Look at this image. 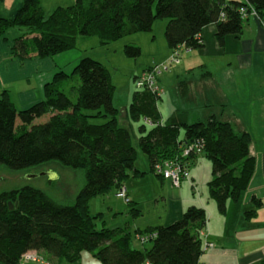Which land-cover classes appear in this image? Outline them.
Wrapping results in <instances>:
<instances>
[{"label": "trees", "instance_id": "obj_1", "mask_svg": "<svg viewBox=\"0 0 264 264\" xmlns=\"http://www.w3.org/2000/svg\"><path fill=\"white\" fill-rule=\"evenodd\" d=\"M252 14L263 17L264 0H74L51 13L45 12L41 0H23L14 17H0V36L12 28L24 31L12 47L22 62L53 59L78 48L80 38L96 36L108 44L152 32L162 19L168 45L177 55V61L168 60L172 65L180 62L185 50L203 47L201 32L207 25H216L217 39L224 45L226 36L243 33ZM125 53L138 58L142 50L127 44ZM169 64L164 66L168 69ZM155 78L159 90L138 87L128 109L130 119L139 124L136 146L130 129L119 122L111 70L93 57L82 56L70 74L58 71L45 85L44 98L26 109H19L7 90L3 93L0 165L22 171L57 162L83 173L84 184L68 204L33 186L1 192L0 264H30L22 260L30 252L44 253L53 264H82L84 252L102 264H201L202 233L208 220L205 208L192 205L179 220L140 231L143 247L134 244L135 233L108 226L104 213L91 209L94 198L123 189L122 197L132 206L134 200L125 187L130 177L154 173L164 180L158 167L168 161L181 165L182 172L189 171V164L200 154L212 162L208 184L219 211L230 218L241 208V195L256 170L250 134L238 133L231 123L215 116L188 122L181 112L164 121L159 107L164 89L158 73ZM68 81L73 84L66 92L62 86ZM187 145L194 146L189 154L184 153ZM138 147L150 165L147 171L137 166ZM183 180L182 176L180 184ZM253 202L255 208L246 211L248 218L256 216L262 203L259 198ZM230 222L231 218L228 227Z\"/></svg>", "mask_w": 264, "mask_h": 264}, {"label": "crops", "instance_id": "obj_2", "mask_svg": "<svg viewBox=\"0 0 264 264\" xmlns=\"http://www.w3.org/2000/svg\"><path fill=\"white\" fill-rule=\"evenodd\" d=\"M73 3L74 0H41L47 13ZM22 5L23 0H0V17H14ZM18 30L21 29L12 28L6 35L0 36V97L7 90L14 104L19 109H26L41 101L44 98L45 85L52 82L58 70H65L70 64H76L82 53L70 50L53 59L35 58L21 63L12 51L14 39L24 33ZM216 34L215 24L204 27L201 32L203 47L198 50H185L183 58L176 63L175 68L159 75V82L165 89L169 84L168 76L173 75L176 77L173 82L177 83V78H180L188 94L194 81L190 85L185 78L188 75L199 78L200 91L196 93V89L195 95L202 93V99L209 108L207 118L215 116L218 120L231 123L238 133L248 132L251 136L250 153L256 158V170L248 188L241 195V208L229 214V227L228 214L221 213L209 198L206 201L195 194L186 198L180 186L175 188L170 179L162 180L157 175L155 176L160 180L161 187L168 190V194L155 199L145 198L138 194L134 185L130 188L127 180L125 187L134 204L130 206L127 203L126 208L116 209L111 217H105L104 210L100 212L104 213L103 221L108 226L132 231L136 234L134 244L143 247L138 238L140 231L151 226L171 224L179 220L190 206H200L205 208L208 218L202 233L205 253L200 263L258 264L264 261V15L261 18L257 14L250 15L243 33L226 36L224 45L219 43ZM171 53L170 48V54L165 59L170 58ZM194 88H198V85ZM180 110L187 113L188 121V109ZM193 110L197 116L192 121H205L199 116L200 109ZM176 114L169 112L165 117L162 113L163 120H169ZM126 121L132 123L128 112ZM130 125L132 135L138 139L137 129L135 131L134 125ZM143 170L148 169L145 167ZM190 177L192 187H195V176L191 174ZM135 180L136 184L143 181L141 177ZM112 193L113 191L107 194L110 195L111 205ZM254 198L261 199L262 203L256 207V216L248 218L246 211L255 208ZM151 204L155 207L154 215L146 213L145 206L151 207ZM231 206L232 203H228V208ZM132 210H137L138 213L135 214ZM211 242L214 243L212 246ZM41 254L43 258L36 264H53L45 260L47 256L44 253ZM82 264L102 263L90 252H84Z\"/></svg>", "mask_w": 264, "mask_h": 264}, {"label": "rangeland", "instance_id": "obj_3", "mask_svg": "<svg viewBox=\"0 0 264 264\" xmlns=\"http://www.w3.org/2000/svg\"><path fill=\"white\" fill-rule=\"evenodd\" d=\"M165 23L166 20L159 19L155 22L152 32L135 33L108 44L100 43L96 36L80 38L78 48L71 50L81 52L82 56L93 57L109 67L112 74V80L116 86L114 92V104L120 111V125L127 127L128 129L131 127L130 124L134 125L135 131L137 129L138 136L139 124L133 122L132 120V123H127L126 121V112H128L129 106L132 102L133 93L138 88L135 76H141L147 69L153 66L158 67V65H161L158 75L162 72L167 73L169 72L167 70L176 67V63H172L171 65L168 61V59H171L174 56V52L171 53V56L169 55L170 58L165 59V57L170 54V47L165 37ZM18 31L22 32L23 30ZM154 36L155 38L153 39ZM127 44L140 46L142 54L138 58L127 56L125 53V46ZM183 55L184 54H182L179 60L183 58ZM20 62L23 63L21 60ZM76 64H70L67 67L68 69H65L64 71L67 74H70ZM165 64H169L168 69L164 66ZM66 70H69V72ZM174 78L176 77L173 75L168 76L169 84L162 92V99L159 101V107L161 108L163 115L166 117L168 116L166 114L169 112L176 114L177 112H182L180 108H187L189 113L188 122H194L192 119L197 116V114L193 109H200L199 116H201L203 120L207 121L209 108L205 105L204 99H202V93L198 94L199 96L195 95L196 89V93L200 91L199 87L201 84H198L199 78L192 77L191 75H188L187 78H185L190 85H192V81H194V85H192V89L188 94L185 91L186 86H184V84L182 85V80L177 78V83H174ZM72 84L73 82L68 81L65 82L62 87L66 92H69ZM197 85L198 88H194ZM73 98L75 99V95H73ZM182 115L187 117L186 112H182ZM131 133L133 132L131 131ZM133 142L135 146L138 144V140L134 135ZM192 148H194V146H185L184 153L189 154ZM137 149L139 150V157L137 161L139 168L142 170L145 169V167L146 169H149L150 165L145 155L141 152L139 147ZM189 167L190 168L187 166L190 175L192 174V176H195V187H192L193 183L191 177H189V179L187 178V180H183L181 185H178L180 186V190L182 189V194L186 198L195 194L196 197L201 196L205 198L206 201L209 198L210 201L218 207L216 201L210 197V188L208 184V180L211 178L212 172L211 160L206 155L203 156V154H200L197 160L192 162V165L189 164ZM50 174H55L54 176L56 177H51ZM141 178L143 181L140 184H136V178L133 177H130L127 183L130 184V188L134 185L138 194L143 197L155 199L168 194V190L166 191V189L161 187L162 184L154 173H148ZM83 184V173L60 165L57 162L33 166L22 171L11 170L0 165V193L13 189H19L24 186H33L44 190L60 203L68 204L74 202L75 197L82 188ZM174 187L177 188V185ZM111 196L113 197L112 205L114 207L110 203V195L98 196L91 201L92 212L97 213L104 210L105 217H111L116 209L122 210L127 207V202L122 196L118 195L117 192H113ZM154 204H151V207H148V205L145 206L147 207L146 213L154 215ZM34 254L37 255L38 253L36 254V252H34L33 254L26 256L25 259L34 258ZM40 257L42 256L40 255ZM25 259H22L23 262ZM40 260L41 259L39 257L38 260L27 259L26 263L35 264ZM63 264L68 263L63 261Z\"/></svg>", "mask_w": 264, "mask_h": 264}, {"label": "built area", "instance_id": "obj_4", "mask_svg": "<svg viewBox=\"0 0 264 264\" xmlns=\"http://www.w3.org/2000/svg\"><path fill=\"white\" fill-rule=\"evenodd\" d=\"M173 56V60L177 61V57ZM159 71V67H152L148 70H146L141 76H138L136 79V83H137V87H144L146 85L149 86H153L156 89H158L159 87L156 85V78L155 76L157 75ZM181 165H177L174 164L172 162H165V164L163 166L158 167L159 171L163 174V176L166 179H170L175 185H179L180 184V179L183 176V178H189L190 177V172L189 171H183L181 169ZM118 195L120 196H125V189L121 190ZM128 201V199H126ZM210 245L212 246L213 243H210ZM33 254V252H30L28 254H26L23 259H25L26 256ZM37 254V253H36ZM34 258H27L28 260H38V257L41 259V257L37 254H34ZM27 259L24 260V262H27Z\"/></svg>", "mask_w": 264, "mask_h": 264}, {"label": "water", "instance_id": "obj_5", "mask_svg": "<svg viewBox=\"0 0 264 264\" xmlns=\"http://www.w3.org/2000/svg\"><path fill=\"white\" fill-rule=\"evenodd\" d=\"M50 175H51V177H56V176H54L55 174L54 175L53 174H50Z\"/></svg>", "mask_w": 264, "mask_h": 264}]
</instances>
